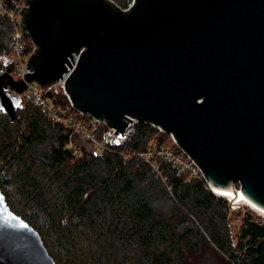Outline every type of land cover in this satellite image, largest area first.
I'll list each match as a JSON object with an SVG mask.
<instances>
[{
    "label": "water",
    "instance_id": "water-1",
    "mask_svg": "<svg viewBox=\"0 0 264 264\" xmlns=\"http://www.w3.org/2000/svg\"><path fill=\"white\" fill-rule=\"evenodd\" d=\"M24 1L32 73L15 80L0 68V113L14 121L26 83L68 73L73 108L118 132L131 118L160 126L212 188L264 211V0H133L126 11L110 0ZM0 264H55L1 191Z\"/></svg>",
    "mask_w": 264,
    "mask_h": 264
},
{
    "label": "trees",
    "instance_id": "trees-1",
    "mask_svg": "<svg viewBox=\"0 0 264 264\" xmlns=\"http://www.w3.org/2000/svg\"><path fill=\"white\" fill-rule=\"evenodd\" d=\"M110 1L123 10L131 0ZM3 2L13 8L12 0ZM11 30L0 11V56H10ZM51 99L71 112L62 92ZM152 145L169 148L171 142L149 124L135 123L126 148L143 155ZM120 149L99 153L25 94L14 121L0 113V191L9 209L38 232L55 264H264V223L253 212L243 219L240 235L248 240L240 256L225 198L168 159L154 153L123 159Z\"/></svg>",
    "mask_w": 264,
    "mask_h": 264
},
{
    "label": "built area",
    "instance_id": "built-area-1",
    "mask_svg": "<svg viewBox=\"0 0 264 264\" xmlns=\"http://www.w3.org/2000/svg\"><path fill=\"white\" fill-rule=\"evenodd\" d=\"M12 1L13 8L7 9L4 6L3 0H0V11L6 13L12 23L11 41L9 43L10 56L14 60L13 73H15V76L12 77L15 80H24L23 73H32V70L28 68L27 64L29 57L35 50V45L30 40L28 33L20 26V12L25 6H27L25 1ZM133 4L134 1L131 0L127 4L126 8L123 9V11L129 10ZM24 34L27 35L32 44V49L30 51L26 49V42L23 38ZM76 60L77 55H74L72 61L76 62ZM68 75V73H62L59 79L45 86L44 88H41L35 82L26 83V89L24 90L23 94L31 97L39 106L40 111L43 112L51 121L60 122L71 126L75 132L80 133L85 139L89 140L99 153L109 151L111 147H119L121 148L119 150V155L123 159H128L134 155L147 156L150 153L157 154L164 159L170 160L172 166L179 173H188L192 178L201 181L203 183V187L206 190H209L211 193H213L211 191L212 187L207 183L202 169L192 160L191 156L179 144L176 143L172 134L165 132L160 126L150 122L142 121L149 124L151 127L155 128L164 135H167L171 142V147L166 148L165 145H160L159 147L152 145L150 147V151L147 154H134L128 150L126 146L130 143L133 137L135 123L139 121L133 118L129 119L125 129L122 132H118L113 128H109L104 119L94 118L88 113L80 112L73 108L69 101V97L63 89L64 82ZM60 92L65 95L71 112H64L53 105L51 96ZM99 127H102L103 130L99 135H97L96 130ZM157 167V165H153V168L156 171Z\"/></svg>",
    "mask_w": 264,
    "mask_h": 264
},
{
    "label": "rangeland",
    "instance_id": "rangeland-1",
    "mask_svg": "<svg viewBox=\"0 0 264 264\" xmlns=\"http://www.w3.org/2000/svg\"><path fill=\"white\" fill-rule=\"evenodd\" d=\"M10 60V56H0V67H2L5 63H8ZM12 76H15V73L12 74ZM226 199V198H225ZM229 209L227 214V220L230 227V232L232 235L233 244L235 245V248L237 249L236 252H238L241 256L243 250L240 249V244L245 243L248 238H242L241 237V228L243 227V219L247 215V212H253L252 216H254V220L264 223V216H262L259 213L254 212L252 209H250L247 205H244L242 203H235L231 204L228 199H226ZM215 261H218L215 259Z\"/></svg>",
    "mask_w": 264,
    "mask_h": 264
},
{
    "label": "bare ground",
    "instance_id": "bare-ground-1",
    "mask_svg": "<svg viewBox=\"0 0 264 264\" xmlns=\"http://www.w3.org/2000/svg\"><path fill=\"white\" fill-rule=\"evenodd\" d=\"M211 191L213 192V194H215L217 196H221V197L226 198L228 200H235V203H242L244 205H247L254 212L259 213L262 216H264V211H262L261 209H259L255 205H253L251 202H249L239 192L235 193L233 190H223V189H217V188H212Z\"/></svg>",
    "mask_w": 264,
    "mask_h": 264
},
{
    "label": "flooded vegetation",
    "instance_id": "flooded-vegetation-1",
    "mask_svg": "<svg viewBox=\"0 0 264 264\" xmlns=\"http://www.w3.org/2000/svg\"><path fill=\"white\" fill-rule=\"evenodd\" d=\"M0 68L2 69V71H4L5 69H10L11 70V74H13V68H14V60H13V58L10 56L9 62L8 63H5Z\"/></svg>",
    "mask_w": 264,
    "mask_h": 264
}]
</instances>
